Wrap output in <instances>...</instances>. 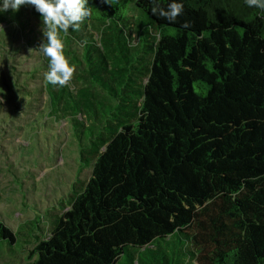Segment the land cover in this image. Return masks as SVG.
Wrapping results in <instances>:
<instances>
[{"label":"trees","instance_id":"obj_1","mask_svg":"<svg viewBox=\"0 0 264 264\" xmlns=\"http://www.w3.org/2000/svg\"><path fill=\"white\" fill-rule=\"evenodd\" d=\"M181 2L168 22L153 0H88L61 33L102 94L44 86L92 173L24 264H264V9ZM21 8L35 41L40 14ZM1 240L16 233L0 220Z\"/></svg>","mask_w":264,"mask_h":264},{"label":"rangeland","instance_id":"obj_2","mask_svg":"<svg viewBox=\"0 0 264 264\" xmlns=\"http://www.w3.org/2000/svg\"><path fill=\"white\" fill-rule=\"evenodd\" d=\"M23 15L21 7L0 14V220L16 233L14 243L0 241L1 264H24L28 251L50 236L54 221L70 208L72 196L92 173V166L78 173L83 162L76 133L82 127L50 108L46 58L37 50L43 41L41 23L33 20L35 41L29 42ZM92 81L75 68L69 83L75 91L91 87L102 94ZM92 106L83 108L89 113ZM31 228L33 236L26 237Z\"/></svg>","mask_w":264,"mask_h":264},{"label":"clouds","instance_id":"obj_3","mask_svg":"<svg viewBox=\"0 0 264 264\" xmlns=\"http://www.w3.org/2000/svg\"><path fill=\"white\" fill-rule=\"evenodd\" d=\"M153 3L151 13L168 22H175L183 11L181 0H169L166 7L160 6L159 0H153ZM244 3L249 8L264 9V0H244ZM22 5L33 6L40 14L43 41L37 50L47 59L45 81L53 86H65L72 78L74 67L64 53L61 33L67 35L70 28L78 29L89 16L88 0H0V14L9 9L18 11ZM184 26L187 27V23Z\"/></svg>","mask_w":264,"mask_h":264}]
</instances>
